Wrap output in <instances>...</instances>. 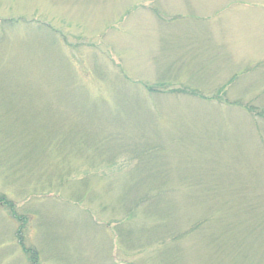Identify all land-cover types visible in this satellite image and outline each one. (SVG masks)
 <instances>
[{
	"label": "rangeland",
	"instance_id": "374dc122",
	"mask_svg": "<svg viewBox=\"0 0 264 264\" xmlns=\"http://www.w3.org/2000/svg\"><path fill=\"white\" fill-rule=\"evenodd\" d=\"M252 107L264 0H0V264H264Z\"/></svg>",
	"mask_w": 264,
	"mask_h": 264
},
{
	"label": "trees",
	"instance_id": "16d2710c",
	"mask_svg": "<svg viewBox=\"0 0 264 264\" xmlns=\"http://www.w3.org/2000/svg\"><path fill=\"white\" fill-rule=\"evenodd\" d=\"M249 111L251 112V114H253L254 116H263L264 117V111H257V109L254 110V108H249ZM7 202V203H6ZM6 205L8 207H10V205H12L11 203H9L6 198H4L3 196H0V206ZM13 206V205H12Z\"/></svg>",
	"mask_w": 264,
	"mask_h": 264
}]
</instances>
